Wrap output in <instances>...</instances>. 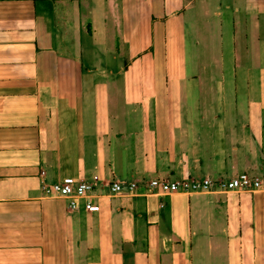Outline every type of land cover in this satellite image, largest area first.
<instances>
[{"label": "crops", "instance_id": "0c3cea01", "mask_svg": "<svg viewBox=\"0 0 264 264\" xmlns=\"http://www.w3.org/2000/svg\"><path fill=\"white\" fill-rule=\"evenodd\" d=\"M264 174V0H0V264H264V192L109 195ZM90 181L70 209L43 191Z\"/></svg>", "mask_w": 264, "mask_h": 264}, {"label": "built area", "instance_id": "2783aa9c", "mask_svg": "<svg viewBox=\"0 0 264 264\" xmlns=\"http://www.w3.org/2000/svg\"><path fill=\"white\" fill-rule=\"evenodd\" d=\"M109 195L123 194L128 196H153L172 193H230L264 192V174L252 176L238 174L231 178L196 179L187 178L179 181L170 179H150L148 181L121 182L113 181L108 186ZM46 195L64 199L70 209H76L83 200L87 211H99L100 206L90 197L96 191V184L73 177H64L50 185L43 186Z\"/></svg>", "mask_w": 264, "mask_h": 264}]
</instances>
